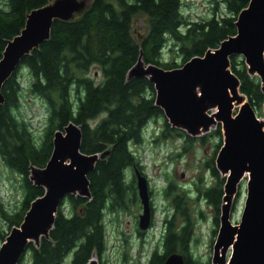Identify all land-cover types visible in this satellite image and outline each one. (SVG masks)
<instances>
[{
    "label": "trees",
    "instance_id": "trees-1",
    "mask_svg": "<svg viewBox=\"0 0 264 264\" xmlns=\"http://www.w3.org/2000/svg\"><path fill=\"white\" fill-rule=\"evenodd\" d=\"M50 1L0 0V58L7 41L24 28L27 14ZM181 1L91 0L74 18L55 19L49 37L21 58L4 82L0 158L20 175L23 196L19 207L12 211L0 199V217L6 223L5 232L0 233L2 242L13 226L19 227L31 202L44 193V188L30 179V169L45 166L53 149L55 131L73 122L81 130L83 153L109 149L108 155L99 159L87 175L90 198L66 195L62 202L67 201L69 213L64 212L61 202L48 238L41 237L38 245L27 244L31 264H63L68 256L69 264H87L93 253L98 261L102 259L106 248L104 211L125 210L129 203H138L134 169L143 175L144 169L130 143L140 144L150 121L161 118L163 138L182 136L183 151L194 141L205 142L206 134L193 137L170 127L163 110L155 104L154 85L146 77L127 79V73L139 56L145 64L163 69L181 67L194 56H204L207 50L217 48L220 42L236 34L235 22L249 0H214L210 16L200 20L184 15ZM137 15L145 16L148 26L140 41L132 34V20ZM165 47L171 58L180 62L161 60ZM94 65L99 67V80L89 74ZM21 68H26L31 77L28 90L45 103L46 125L39 140L34 139L33 131L19 112ZM230 69L239 81V91L256 112L261 111L264 93L260 78L248 72L241 55L230 57ZM99 115L103 116L91 125L90 120ZM212 136L216 143L205 165L215 182L207 187L197 184L196 193L214 209L215 232L225 183L215 163L223 143L220 124ZM165 183L163 196L171 200L172 213L163 215L159 240L145 264H162L172 253H180L184 264H211L192 253L194 223L187 213L184 193L178 191L175 183L167 179ZM179 215L184 219L181 224L176 222Z\"/></svg>",
    "mask_w": 264,
    "mask_h": 264
},
{
    "label": "water",
    "instance_id": "water-1",
    "mask_svg": "<svg viewBox=\"0 0 264 264\" xmlns=\"http://www.w3.org/2000/svg\"><path fill=\"white\" fill-rule=\"evenodd\" d=\"M70 0H52L32 9L26 16L24 28L7 41L0 58V103L2 86L13 73L21 58L49 37L55 19H71V8L78 13L86 4L74 6ZM236 34L209 49L204 56H194L182 67L163 69L145 64L139 56L127 73V79L146 77L156 91L155 104L159 106L171 127L194 136L200 127L206 128L214 117L223 123V143L215 163L217 169L227 173L224 188L226 197L236 190V184L248 171L247 193L238 225L228 219V211L221 215L216 250L231 247L227 264H264V120L245 101L233 116L230 91L236 94L239 81L231 72L230 57L241 55L251 75L260 78L264 93V0H249L235 22ZM241 93V92H240ZM211 105L217 106L215 116L206 113ZM221 125V124H220ZM81 130L69 122L54 133L53 149L45 166H31L30 179L42 186L44 193L30 204L19 227H12L0 246V264H18L29 242L48 238L61 201L68 194L90 198L88 173L101 159L102 153L86 154L80 150ZM68 157L69 162H64ZM135 170L136 188L142 212L138 215V228L145 231L151 222L148 182ZM77 193V194H76ZM95 254V253H93ZM92 254V255H93ZM96 255V254H95ZM87 264H97L92 257ZM162 264H184L180 253L170 254Z\"/></svg>",
    "mask_w": 264,
    "mask_h": 264
},
{
    "label": "rangeland",
    "instance_id": "rangeland-1",
    "mask_svg": "<svg viewBox=\"0 0 264 264\" xmlns=\"http://www.w3.org/2000/svg\"><path fill=\"white\" fill-rule=\"evenodd\" d=\"M65 1V0H61ZM91 0H70L72 6L74 2L77 4L85 3L86 6ZM215 6L214 0H182L181 10L183 14L191 20H200L210 16ZM78 9L69 11L71 15L79 14ZM147 20L143 15H137L132 20V34L140 41L142 36L147 32ZM169 49L165 47L161 54V60L169 61L179 59L171 58ZM182 67V66H181ZM20 82L22 91L20 94V114L29 124L33 131L34 139L39 140L42 135V129L46 125V108L45 103L34 93L28 90V84L31 81L29 72L26 68H21ZM89 74L96 76V80L100 79L99 67L94 65L91 67ZM232 96L234 116L238 108L245 101V97L237 88L236 94L230 91ZM217 106L211 105L206 113L215 116ZM256 112V111H255ZM258 118L264 120V104L261 111L256 112ZM103 115H99L96 119L90 120V124L94 125ZM220 119L214 117V122L206 128L200 127L194 137L202 135L207 136L205 142L194 141L187 151H183L185 145L182 136L161 137L160 129L163 125L161 118L150 121L143 133V140L140 144L130 143V149L136 156H139L144 169V175L147 178L149 191L151 190L153 198V216L152 226L142 235H138V215L142 212L139 203L128 204L125 210L111 212L108 209L104 211V224L106 229L105 242L106 248L103 257L97 264H145L149 252L156 242L159 240L160 227L162 218L165 213L171 214V200L163 196V188L166 179L176 184L178 191L184 193L183 201L186 202V210L190 219L194 223V241L191 246L192 253L200 260H209L211 264H227L230 258L232 248H220L216 250L214 243L218 234L222 213L228 211V219L233 225H238L244 207L247 193L248 176H242L236 184V190L226 197L225 188L222 203L219 207L218 228L214 232L215 223L213 221L214 209L209 205L198 193L196 187L203 185L210 186L215 182V178L206 168L205 162L212 155L216 139L212 136V131L216 129ZM221 128H222V124ZM223 136V133H222ZM186 148V147H185ZM109 149L100 155L105 158ZM64 162H69L66 157ZM37 167V166H36ZM39 168V167H38ZM41 169V168H39ZM219 176L226 178L227 173L219 170ZM128 179L131 173H128ZM77 194V193H76ZM21 177L18 173L9 169L0 158V199L4 202V206L8 211H12L19 207L22 200ZM62 202V201H61ZM65 213H69L70 207L64 200L61 204ZM183 217L179 215L176 222L181 224ZM6 223L0 217V233L5 232ZM141 231V230H140ZM33 244H38L34 242ZM2 241L0 239V246ZM22 261L18 264H31L30 254L25 251ZM92 257H97L95 254ZM68 256L63 264H69ZM136 262V263H135Z\"/></svg>",
    "mask_w": 264,
    "mask_h": 264
},
{
    "label": "flooded vegetation",
    "instance_id": "flooded-vegetation-1",
    "mask_svg": "<svg viewBox=\"0 0 264 264\" xmlns=\"http://www.w3.org/2000/svg\"><path fill=\"white\" fill-rule=\"evenodd\" d=\"M149 192H151V190L149 191ZM150 201L152 202V196H150ZM152 216H153V205H151V222H150V227L152 226V223H153V221H152ZM149 227V228H150ZM147 231V230H146ZM146 231H143L142 233L141 232H139V230L137 231V234L138 235H140V236H142Z\"/></svg>",
    "mask_w": 264,
    "mask_h": 264
},
{
    "label": "bare ground",
    "instance_id": "bare-ground-1",
    "mask_svg": "<svg viewBox=\"0 0 264 264\" xmlns=\"http://www.w3.org/2000/svg\"><path fill=\"white\" fill-rule=\"evenodd\" d=\"M260 120L262 121L263 119L260 118ZM246 175L248 176V171H246L245 174H244L243 176H246Z\"/></svg>",
    "mask_w": 264,
    "mask_h": 264
}]
</instances>
